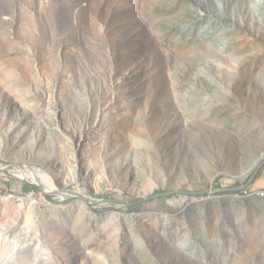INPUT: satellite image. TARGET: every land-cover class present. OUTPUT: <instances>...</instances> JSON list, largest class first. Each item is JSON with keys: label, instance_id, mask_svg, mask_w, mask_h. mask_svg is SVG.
I'll list each match as a JSON object with an SVG mask.
<instances>
[{"label": "rangeland", "instance_id": "374dc122", "mask_svg": "<svg viewBox=\"0 0 264 264\" xmlns=\"http://www.w3.org/2000/svg\"><path fill=\"white\" fill-rule=\"evenodd\" d=\"M259 191L264 0H0V264H264Z\"/></svg>", "mask_w": 264, "mask_h": 264}, {"label": "bare ground", "instance_id": "6f19581e", "mask_svg": "<svg viewBox=\"0 0 264 264\" xmlns=\"http://www.w3.org/2000/svg\"><path fill=\"white\" fill-rule=\"evenodd\" d=\"M35 172V171H34ZM19 173V172H18ZM32 179H34V180H36L37 178H38V176H37V174H35V173H30V174H28ZM20 176V175H19ZM21 176H22V174H21ZM247 176V175H246ZM26 177V176H25ZM29 177V178H30ZM40 177V181H41V183L42 184H44V186L46 187V189H47V191H49L50 189H53V187H51L50 185H48V183L45 181V179H46V177H45V179H43L41 176H39ZM24 178V177H23ZM33 180V181H34ZM247 193L248 192H246V195H247ZM251 196H258V197H260V196H264V192H261V191H259V192H256L255 194H252ZM250 196V197H251Z\"/></svg>", "mask_w": 264, "mask_h": 264}, {"label": "trees", "instance_id": "16d2710c", "mask_svg": "<svg viewBox=\"0 0 264 264\" xmlns=\"http://www.w3.org/2000/svg\"><path fill=\"white\" fill-rule=\"evenodd\" d=\"M32 189H33V190H37V189H35V188H33V187L29 188V187L26 186V187H25V192H30V191H32ZM167 198L169 199V198H171V196H168Z\"/></svg>", "mask_w": 264, "mask_h": 264}, {"label": "built area", "instance_id": "2783aa9c", "mask_svg": "<svg viewBox=\"0 0 264 264\" xmlns=\"http://www.w3.org/2000/svg\"><path fill=\"white\" fill-rule=\"evenodd\" d=\"M244 192H248V190L246 189V190H244Z\"/></svg>", "mask_w": 264, "mask_h": 264}, {"label": "water", "instance_id": "95a60500", "mask_svg": "<svg viewBox=\"0 0 264 264\" xmlns=\"http://www.w3.org/2000/svg\"><path fill=\"white\" fill-rule=\"evenodd\" d=\"M149 199H151V198H149Z\"/></svg>", "mask_w": 264, "mask_h": 264}]
</instances>
